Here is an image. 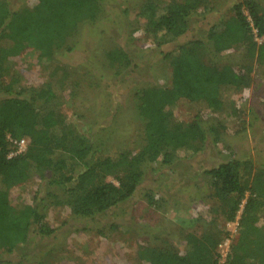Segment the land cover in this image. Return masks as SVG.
<instances>
[{
  "label": "trees",
  "instance_id": "obj_1",
  "mask_svg": "<svg viewBox=\"0 0 264 264\" xmlns=\"http://www.w3.org/2000/svg\"><path fill=\"white\" fill-rule=\"evenodd\" d=\"M156 1L145 0L131 25L147 21L158 50L169 60L171 78L168 85H149L133 93L146 121V143L137 155L128 156L106 154L100 139L92 141L85 131L78 132L70 120L75 91L66 93L53 81L24 88L20 77L9 73L28 48L39 49L41 58L71 52L75 43L70 39L79 25L101 21L105 0H34L29 8H13L12 1L0 0V258L25 245L33 232L41 237L55 232L43 222L51 204L88 221L84 229L98 228L89 224L142 191L150 166L171 165L179 152L194 156L210 135L218 140L227 122H207L209 115H226L228 123L241 118L235 97L250 86L254 64L264 62V0H171L161 14L155 11ZM200 11L217 15L200 30L203 34L170 52L163 49L191 29ZM133 33L126 39L132 40ZM106 57L120 69L131 66L134 58L122 47L108 50ZM180 98L197 112L189 123L174 119L172 107ZM25 139V150L11 155L14 141ZM248 165L245 157H230L207 169L204 173L220 204L203 221L201 234L183 235V253L172 247L170 233L153 235L152 243L139 249L140 264H219V246L227 239L224 264H264V226L259 223L264 170L252 171ZM32 176L40 183L33 201L12 200L10 190ZM142 194L153 205L161 199L151 188ZM234 221L236 233L228 225ZM159 238L163 243L155 244ZM29 255L18 264H43L25 260Z\"/></svg>",
  "mask_w": 264,
  "mask_h": 264
},
{
  "label": "rangeland",
  "instance_id": "obj_2",
  "mask_svg": "<svg viewBox=\"0 0 264 264\" xmlns=\"http://www.w3.org/2000/svg\"><path fill=\"white\" fill-rule=\"evenodd\" d=\"M10 1L13 8H29L34 3V0ZM144 1L105 0L106 12L101 21L79 25L70 39L75 43L71 52L60 50L49 58H41V51L31 47L21 54L18 64L14 63L9 69V73L20 77L24 88H38L53 81L66 93L75 91L77 99L70 120L78 132L85 131L92 141L100 139L105 143L106 154L137 155L146 143V121L139 114L133 93L149 85L170 83L169 60L158 50L147 21L131 25L133 15L139 12ZM168 1L171 0L156 1L155 11L163 13ZM226 6L225 3L223 8ZM215 17V12L206 15L200 11L184 36L162 48L170 52L202 35L200 30ZM132 29V40L126 39ZM115 47H122L134 57L131 66L120 69L109 63L106 52ZM208 54L209 49H206L204 59ZM235 99L241 118L228 123L230 118L221 113L208 117L207 122H227L218 140L214 141V136L210 135L203 150L194 156L179 152L171 165L150 166L140 186L142 191L89 224L100 225L98 228L84 229L88 221L73 218L62 206L51 204L43 222L55 232L46 237L33 232L25 245L12 254L3 255L1 264H18L26 253L30 255L25 260H40L43 264H140V247L151 244L153 235L164 237L169 233L175 241L172 247L183 253L187 249L183 235L201 234L203 221L211 218L220 204L210 176L204 172L230 157H245L252 171L264 170V62L254 64L250 86ZM172 110L174 119L183 123L197 116L186 98L177 100ZM26 145L27 140H21L12 153H19ZM248 167L244 175L251 172ZM110 179L115 182L114 178ZM39 184L38 177L32 176L24 184L13 187L9 196L12 200L32 202ZM150 188L156 191V199L161 197L155 205L142 196L143 190ZM259 223L264 226V207L259 211ZM228 225L232 233L237 232V221ZM227 240L219 247V264H224L229 253L230 241ZM162 241L163 238H159L155 244Z\"/></svg>",
  "mask_w": 264,
  "mask_h": 264
},
{
  "label": "built area",
  "instance_id": "obj_3",
  "mask_svg": "<svg viewBox=\"0 0 264 264\" xmlns=\"http://www.w3.org/2000/svg\"><path fill=\"white\" fill-rule=\"evenodd\" d=\"M14 143L17 144L18 142H17V141H16V142L14 141ZM23 150H25V149L20 150V152L23 151ZM20 152H19V153H20ZM15 154H17V153H11V155H15ZM227 241H228V240H227ZM225 243H226V242H225ZM222 245H223V243H222L220 246H222ZM220 246H219V247H220Z\"/></svg>",
  "mask_w": 264,
  "mask_h": 264
}]
</instances>
